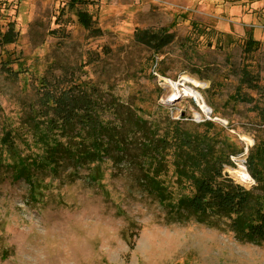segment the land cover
Listing matches in <instances>:
<instances>
[{"label": "rangeland", "instance_id": "374dc122", "mask_svg": "<svg viewBox=\"0 0 264 264\" xmlns=\"http://www.w3.org/2000/svg\"><path fill=\"white\" fill-rule=\"evenodd\" d=\"M139 31L173 39L156 53ZM0 40V128L35 99L51 65L77 67L155 116L162 106L182 123L223 128L237 151L225 173L250 189L230 169L250 176L249 152L264 143V0H0ZM166 80L198 92L212 113L195 98L173 100ZM82 178L54 185L40 203L22 181L0 184V264H264V246L195 222L167 224L157 201L122 175L103 187Z\"/></svg>", "mask_w": 264, "mask_h": 264}, {"label": "trees", "instance_id": "16d2710c", "mask_svg": "<svg viewBox=\"0 0 264 264\" xmlns=\"http://www.w3.org/2000/svg\"><path fill=\"white\" fill-rule=\"evenodd\" d=\"M79 18L92 31L90 17ZM135 39L159 53L173 37L139 31ZM78 70L51 65L35 99L22 101L17 121L1 125L0 184L22 181L29 199L40 203L54 185L83 177L103 187L122 175L157 201L167 224L195 222L242 244L264 246V143L249 152L248 171L256 184L244 188L225 173V167L234 168L237 151L223 128L212 121L182 123L162 106L155 116L131 99L123 101L108 82L83 78Z\"/></svg>", "mask_w": 264, "mask_h": 264}, {"label": "bare ground", "instance_id": "6f19581e", "mask_svg": "<svg viewBox=\"0 0 264 264\" xmlns=\"http://www.w3.org/2000/svg\"><path fill=\"white\" fill-rule=\"evenodd\" d=\"M186 77L184 78L185 83H191V84H197L196 81L192 80V79H186ZM166 84L169 85L171 87V89L173 90V100H175L176 97L180 96V97H191V98H195L196 101L199 103L200 108L206 113V114H210L211 109L205 104L203 98L201 97V95L196 92L195 90H192L191 88H185L182 91H180V86H185V84H176L173 83L171 81H167L166 80ZM230 171L232 172V174H235V176L238 178V180L242 181L244 179L248 178V173L245 172V169L240 168L239 170L237 169H230Z\"/></svg>", "mask_w": 264, "mask_h": 264}, {"label": "built area", "instance_id": "2783aa9c", "mask_svg": "<svg viewBox=\"0 0 264 264\" xmlns=\"http://www.w3.org/2000/svg\"><path fill=\"white\" fill-rule=\"evenodd\" d=\"M232 159H233V157H232ZM245 164V161H243V164L242 165H244ZM227 168H233V167H225V170L227 169ZM244 168V167H243ZM228 174V173H227ZM229 175V174H228ZM239 182H241V184H243L244 186H247V187H250V189L252 188V187H254L255 186V181L252 179V177L251 176H248V178L247 179H244V180H242V181H239ZM242 186V185H241Z\"/></svg>", "mask_w": 264, "mask_h": 264}, {"label": "water", "instance_id": "95a60500", "mask_svg": "<svg viewBox=\"0 0 264 264\" xmlns=\"http://www.w3.org/2000/svg\"><path fill=\"white\" fill-rule=\"evenodd\" d=\"M210 113H212V112H210Z\"/></svg>", "mask_w": 264, "mask_h": 264}]
</instances>
